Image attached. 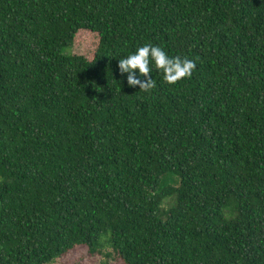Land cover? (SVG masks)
<instances>
[{"label": "trees", "instance_id": "obj_1", "mask_svg": "<svg viewBox=\"0 0 264 264\" xmlns=\"http://www.w3.org/2000/svg\"><path fill=\"white\" fill-rule=\"evenodd\" d=\"M146 44L191 78L129 86ZM107 245L264 264V0H0V264Z\"/></svg>", "mask_w": 264, "mask_h": 264}, {"label": "clouds", "instance_id": "obj_2", "mask_svg": "<svg viewBox=\"0 0 264 264\" xmlns=\"http://www.w3.org/2000/svg\"><path fill=\"white\" fill-rule=\"evenodd\" d=\"M163 72L168 84H175L183 78H191L196 69V62L179 56L170 58L159 46L144 45L127 58L119 59L117 67L123 76L128 73L127 83L131 87L139 86V90L150 92L155 87L151 73V64ZM138 70V73H137Z\"/></svg>", "mask_w": 264, "mask_h": 264}, {"label": "rangeland", "instance_id": "obj_3", "mask_svg": "<svg viewBox=\"0 0 264 264\" xmlns=\"http://www.w3.org/2000/svg\"><path fill=\"white\" fill-rule=\"evenodd\" d=\"M84 37L87 38L86 47L91 48V37ZM73 52L78 53L79 50L74 48ZM107 246L93 254H90L86 247L79 246L65 256L56 259L53 264H124L114 250L109 245Z\"/></svg>", "mask_w": 264, "mask_h": 264}]
</instances>
